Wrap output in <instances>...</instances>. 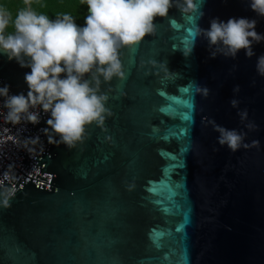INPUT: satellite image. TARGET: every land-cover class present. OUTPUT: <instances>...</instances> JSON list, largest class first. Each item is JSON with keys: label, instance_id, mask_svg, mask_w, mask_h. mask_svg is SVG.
I'll return each instance as SVG.
<instances>
[{"label": "water", "instance_id": "obj_1", "mask_svg": "<svg viewBox=\"0 0 264 264\" xmlns=\"http://www.w3.org/2000/svg\"><path fill=\"white\" fill-rule=\"evenodd\" d=\"M199 11L170 9L122 50L126 78L102 85L113 115L75 148L50 139L47 116L9 122L0 98V191L14 192L0 207V264H264V42L252 58H212L196 38L184 55L213 18L256 19L264 34V17L247 0H199ZM30 71L0 53L11 94L27 93ZM237 85L259 131L231 152L208 121L246 131L230 105Z\"/></svg>", "mask_w": 264, "mask_h": 264}, {"label": "clouds", "instance_id": "obj_2", "mask_svg": "<svg viewBox=\"0 0 264 264\" xmlns=\"http://www.w3.org/2000/svg\"><path fill=\"white\" fill-rule=\"evenodd\" d=\"M87 5L84 24L79 25L68 13L55 19L38 11L42 0H20L15 11L8 0H0V53L15 60L21 67L30 68L25 74L26 94H11L10 85L0 86L5 119L12 124L21 122L38 125L47 116L45 131L50 139L67 148H75L88 137V128H103L113 115L107 107L109 96L102 85L114 79L126 78L121 57L123 49H134L147 36L155 34L157 17L167 18L172 8L182 15L202 17L199 0H79ZM258 17H264V0H247ZM256 19L219 18L210 27L197 26L189 56L196 38L207 41L212 58L224 56L235 59L241 50L248 58L256 55L254 45L264 42V34L257 32ZM256 72L264 77V54L257 57ZM166 73L170 72L165 66ZM254 83V82H253ZM240 86L233 89L231 107L243 129L227 128L214 119L208 121L218 133L217 143L231 152L247 148L250 132L259 125L249 118L247 108H240L236 96ZM197 94L207 99L211 90L197 86ZM58 137V139H56ZM14 192L0 191V207L10 206Z\"/></svg>", "mask_w": 264, "mask_h": 264}, {"label": "trees", "instance_id": "obj_3", "mask_svg": "<svg viewBox=\"0 0 264 264\" xmlns=\"http://www.w3.org/2000/svg\"><path fill=\"white\" fill-rule=\"evenodd\" d=\"M43 7L38 8L47 14L50 18L55 19L58 14L68 13L71 14L77 24H84V17L87 15V5L81 4L79 0H42ZM10 8L15 11L16 7L19 6L20 0H8Z\"/></svg>", "mask_w": 264, "mask_h": 264}]
</instances>
